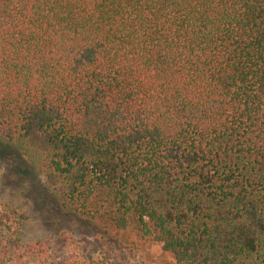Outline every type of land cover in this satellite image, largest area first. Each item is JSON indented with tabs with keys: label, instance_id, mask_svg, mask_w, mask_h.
Wrapping results in <instances>:
<instances>
[{
	"label": "trees",
	"instance_id": "obj_1",
	"mask_svg": "<svg viewBox=\"0 0 264 264\" xmlns=\"http://www.w3.org/2000/svg\"><path fill=\"white\" fill-rule=\"evenodd\" d=\"M0 141L100 231L0 264H264V0H0Z\"/></svg>",
	"mask_w": 264,
	"mask_h": 264
},
{
	"label": "rangeland",
	"instance_id": "obj_2",
	"mask_svg": "<svg viewBox=\"0 0 264 264\" xmlns=\"http://www.w3.org/2000/svg\"><path fill=\"white\" fill-rule=\"evenodd\" d=\"M3 203L26 212L28 219L22 232L25 241L43 239L62 231L72 232L75 238L88 239L100 233L88 222L64 214L45 191L43 180L20 153L0 141V204ZM133 264H175V261L171 254L148 239L135 251Z\"/></svg>",
	"mask_w": 264,
	"mask_h": 264
}]
</instances>
